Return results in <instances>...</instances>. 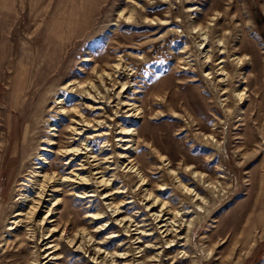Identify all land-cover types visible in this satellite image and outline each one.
<instances>
[{
    "label": "rangeland",
    "instance_id": "374dc122",
    "mask_svg": "<svg viewBox=\"0 0 264 264\" xmlns=\"http://www.w3.org/2000/svg\"><path fill=\"white\" fill-rule=\"evenodd\" d=\"M263 74L264 0H0V264L37 254L40 264H100L107 253L110 264L115 252L126 257L120 264H264ZM74 107L103 123L76 146L106 133L89 142L100 158L116 167L110 156L133 155L148 179L143 189L168 187L159 197L191 210L179 234L166 236L154 221L122 160L108 175L117 173L125 190L116 202L133 201L118 217L137 220L130 232L103 194L81 199L66 185L41 228L51 205L30 214L26 184L34 170L79 166L81 158L67 164L70 156L57 154L78 137L63 112ZM123 127L132 133L120 134ZM123 136L135 146L122 149L131 145ZM81 231L102 246L95 262L93 245L69 241L79 245Z\"/></svg>",
    "mask_w": 264,
    "mask_h": 264
},
{
    "label": "bare ground",
    "instance_id": "6f19581e",
    "mask_svg": "<svg viewBox=\"0 0 264 264\" xmlns=\"http://www.w3.org/2000/svg\"><path fill=\"white\" fill-rule=\"evenodd\" d=\"M204 36L205 37H203V41H206V39L208 37H207V35H204ZM217 45H219L222 48V50H220V52L225 51V49L223 50V48H225V47H224L222 42H219ZM207 57H210V55L208 54ZM207 60H209V59L207 58ZM224 60L225 59H221L220 61H224ZM242 61H243V59H238L237 63L241 64L240 62H242ZM222 80H223V78H222ZM85 93L88 96H92L91 91L90 92L87 91ZM240 97L242 99V94L240 95ZM93 103H95V102H93ZM63 107H65V105ZM94 107H96V106L92 105V108H94ZM135 107L136 106H134V108ZM134 108L130 107V109H128L127 112L133 111ZM95 109H100V107L95 108ZM91 110H93V109H91ZM63 112L65 114L71 113L70 118H72V119H71V125L69 126L70 132H71L70 134L71 135L76 134V135H78V137H75V138L72 137L71 138L72 139L71 142L73 144H70L69 147L66 146V148L62 147L60 149H57V154L59 156H65V155L70 156V159L67 161V164L73 162L74 159H77V158H79V159L81 158V161H80V164H78L79 166H76L75 168L72 167V169L69 172H67V174L66 173L65 174H63V173L59 174V172H55V170L51 173H45L43 175H41L40 171H37V170H34L32 172V173H34V174H32L34 177L31 180H29L31 185L26 184V186L28 187V194L24 195V197H23L24 200H28V201L31 200V202H32L30 214L34 215L37 212V210L39 211L41 209V206H43V203H47V201L51 205V207L48 208V212L46 213L45 216H43V219L41 220V223L39 224V225H41V228H43V222L44 221H45V223L47 222V217H49V216L51 217V215H53V207L55 206V208H56V206L60 202L63 201V199H60V197H58V195H59L60 190H63V187L66 185V186L70 187V191L72 190L73 192L77 193V196L80 198L81 197H84V198L89 197L90 198L91 196H94L95 194H97V195H99V193L103 194L104 198L108 201V203H107L108 207L113 211V214L117 216V219H116L117 223H119L120 225L123 226V229L121 231L124 230L126 232L127 231L130 232L131 231L130 227L133 226L132 222H136L137 220L131 219L129 221L126 218H123V217L118 218V217L122 213V211H121L122 207L126 203H132L133 201L132 200H130V201H127V200L123 201L122 200V202H116L117 197L120 196L122 193H124L125 190L118 183L117 173H113L111 175H108V172L111 171L112 168H114L115 171L120 170L118 162L120 160H122L121 161L122 162L121 167L123 165L124 170L126 172L133 173L136 177L139 178L140 189L143 191L142 193L144 196V200L146 201L147 211L149 210L150 212H153L152 215L154 217V221L156 223L160 224V228H161V230L164 229L163 232H166V236L172 235L173 232L179 234V228L182 227L183 222H184L183 217L186 214H188L191 210L186 211V209H184L185 207H181L179 210L176 211V210L172 209L171 204H169L168 202L161 199L158 195V192H160L161 190L164 191L168 187L161 186L159 191L158 190L153 191V190L148 189V188L143 189V187L147 185L148 179H147V176L142 172V169H141L137 159L134 158L133 155H127L126 152L125 153L122 152L120 154H117L116 156H110V158L117 157L119 159L116 167H112L113 163H112V161L109 160V158H107V157L103 158V159L100 158L99 157L100 154L97 155L92 150V148H90L89 142L92 141L96 137H104L105 135H107L106 133L95 132V133H93L94 135L90 134L91 136L88 138V140H85L82 144L76 146L75 145L77 143L76 141L78 139H80L79 135L84 134L86 131H88L91 128L94 129L95 131H100L103 123L101 121L99 122L98 120L96 121L94 119L88 118L86 115H84V113H82L81 111L78 110V107H74V108H71L69 110L63 109ZM119 133L122 135H125V134L128 135V134H131L132 132L130 131V129L123 127V128H121V131ZM120 140L129 141L130 142L129 144H131V145L127 146V147L119 145L118 146L119 148L124 147L122 149L127 150L128 148H132L133 146H135V144H134L135 142H134V139L132 136H131V138H125L123 136L120 138ZM54 143H55V141L52 140L51 144H54ZM102 149L104 150L105 148L103 147ZM48 150H50V149H48ZM83 171H85L84 174H82ZM209 185L213 189H215V187H214L215 185H212L211 183ZM94 186H96L95 189H92ZM182 186H183V184H182ZM183 188L186 190V193L189 196L194 197V198L197 196V198H198L199 194L198 195H197V193L194 194L193 189L187 188L185 185L183 186ZM99 189H102L103 191H106V192L102 193V192H100L102 190H99ZM105 203H106V201H105ZM89 217H90V219L95 221V220L101 219L103 216L100 213V214H90ZM24 220L25 219H23V218L20 219V221H24ZM25 222H27V221H25ZM28 222L32 223L33 227H34V225L36 227L38 224V222H37V224L34 223L35 220H32V218H30V221H28ZM192 224L193 223L189 221V227L190 228H191ZM104 226L105 225H103V227L101 226L100 230L105 229ZM137 226H138V224H137ZM176 226H178V227L175 228ZM56 227L52 231H50V234H47L46 238L44 237V239H47L48 237L52 236L55 233V230L57 229ZM135 230H138V233L142 234L145 229H143L142 227H137V228H135ZM151 234H149V235H151ZM79 235H78L79 239H80L79 245H78L79 241H77L78 238L77 239L73 238V239H70L69 241L71 243L73 242V244L78 242L76 244L78 250L86 249V251H92L93 252V250H94V248L92 249V245H93L95 247V252H94V255L92 256V261L95 262L96 260H94V259L97 258L96 256L99 257V255L103 252L102 246L98 247V245L96 244L98 242L95 241L94 236H92L88 233H85V231H81ZM176 235L177 234H175L174 237H176ZM116 236H120V234H114L110 238H114ZM131 237H134V236L131 235ZM34 238H35V235H33L32 241H34ZM140 238H141V236L138 237V239H140ZM172 241H174V239ZM6 242H8V241H6ZM106 242H108V241L102 242L101 244H104ZM52 244L53 243L51 240H49V239L46 240L47 248H50V249L55 248V250L51 249L54 252H51L49 255H53L52 258H59V257H55L56 254H54L56 252V250L58 249V243H56V244L54 243L53 245ZM158 247H160V246H158ZM158 247L157 246L149 247V248H146L145 251L152 249V248H158ZM46 251H48V250H46ZM108 255H109L108 253L105 255V258H103L100 261V264H107L106 261H107V259H109V258H107ZM109 257H111V260L109 261L110 264H120V262H118V260L126 258V257H123L121 255H118L117 252H115L114 254H111ZM158 257H159V254L154 255V256H152L150 261L151 260H158L157 259ZM104 262H106V263H104ZM26 264H40L38 254L33 255V257L30 258L26 262Z\"/></svg>",
    "mask_w": 264,
    "mask_h": 264
}]
</instances>
